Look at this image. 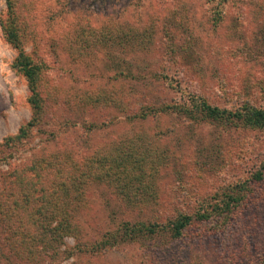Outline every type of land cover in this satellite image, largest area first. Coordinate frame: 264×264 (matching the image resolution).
I'll use <instances>...</instances> for the list:
<instances>
[{
	"label": "rangeland",
	"instance_id": "rangeland-1",
	"mask_svg": "<svg viewBox=\"0 0 264 264\" xmlns=\"http://www.w3.org/2000/svg\"><path fill=\"white\" fill-rule=\"evenodd\" d=\"M15 5L25 50L43 66L44 112L28 137L7 140L31 121L33 108L29 83L13 68L17 50L6 39L8 9L0 0V179L13 181L39 156L84 163L130 146L131 164L142 161L152 173L153 194L133 199L101 179L88 182L75 211L77 236L92 246L127 224L143 222L156 231L79 255L67 251L77 245L67 236L56 256L31 263L8 255L0 227L2 262L264 264V130L194 120L168 108L199 96L220 108L264 109V0ZM101 32L119 33L118 42L129 33L134 41L99 43L94 35ZM44 215L57 222L56 215ZM183 215L192 221L175 238L172 227Z\"/></svg>",
	"mask_w": 264,
	"mask_h": 264
},
{
	"label": "trees",
	"instance_id": "trees-1",
	"mask_svg": "<svg viewBox=\"0 0 264 264\" xmlns=\"http://www.w3.org/2000/svg\"><path fill=\"white\" fill-rule=\"evenodd\" d=\"M6 3L8 16L3 22V30L6 39L17 50L13 68L26 77L30 88L29 102L33 108L31 121L22 126L17 135L7 139L17 143L28 137L42 119L44 101L40 81L43 66L25 50L15 0H6ZM94 36L99 43L113 41L114 44L126 45L134 41L129 33L122 35L119 42V33L108 36L105 32H101L98 36ZM76 42L78 44L75 43L72 48L78 51L81 48L79 43L81 41L77 38ZM168 108L194 120L210 119L235 125L240 123L264 130V109L253 105L231 110L212 105L198 96L194 97L189 105H168ZM133 151L130 146L127 149L117 146L114 149L101 151L84 163L60 156H54L52 159L39 156L40 158H35L25 166L28 168L24 169L23 174H16L13 181L3 174L0 179V227L4 232L8 255L21 262H43L48 257L57 255L56 252L65 243L64 239L67 236H75L77 240V245L67 251L72 250L70 255H79L112 248L120 242L134 240L147 232L154 233L156 231L154 225H146L142 222L131 226L127 224L124 231L109 233L106 238L92 246L86 244L82 246L81 235L77 236L79 229L75 221V211L80 205V198L84 195L88 182L101 179L111 186L122 188L129 198L133 199L153 194V187L148 182L152 173L148 174V169L142 166L141 160L140 166L136 162L131 164ZM132 174L135 176L134 179H129L127 176ZM117 178L124 186L117 185ZM232 207V205L227 206V210H231ZM45 213L56 215L57 222H53L52 218H43L48 217L44 215ZM191 221L192 216L183 215L174 223L172 236L175 238L181 236L182 230ZM0 264H4L1 259ZM72 264L92 263L77 257Z\"/></svg>",
	"mask_w": 264,
	"mask_h": 264
}]
</instances>
